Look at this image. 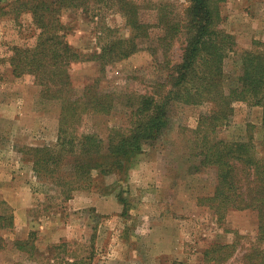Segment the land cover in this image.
<instances>
[{
  "label": "rangeland",
  "instance_id": "rangeland-1",
  "mask_svg": "<svg viewBox=\"0 0 264 264\" xmlns=\"http://www.w3.org/2000/svg\"><path fill=\"white\" fill-rule=\"evenodd\" d=\"M17 1L0 0V214L15 217L13 229H0L6 241L0 264H216L213 257L221 256L223 249L208 257L206 251L221 244L234 246V255L221 264H264V254L255 252L258 213L231 210L222 218L206 201L215 191L216 171L197 168L200 160L192 155V131L211 104L175 107L169 129L156 145L145 147L125 180L106 177L65 201L51 182L36 176L30 149L57 143L60 104L45 101L33 76L14 75L9 62L13 49L33 45L39 34L31 13L18 14ZM153 1H174L180 8L186 4ZM150 7L141 11L142 19L157 23V13ZM221 9L222 27L238 45L225 61V71L237 73L241 54L264 42V0H226ZM61 20L68 42L86 55L101 52L110 39L131 35L126 18L113 9H66ZM162 35L161 27H152L148 38L138 40L137 53L108 68L103 87L153 94L157 83L166 79V61L176 62L182 53L179 41L166 53L159 40ZM100 69L98 61L73 63L70 72L76 88L92 83ZM234 108L220 136L236 139L250 133L264 157L262 107L236 102ZM128 116L119 106L110 115L88 116L83 130L107 140L112 127L128 125ZM33 231L39 260L16 247L17 240L27 239Z\"/></svg>",
  "mask_w": 264,
  "mask_h": 264
},
{
  "label": "trees",
  "instance_id": "trees-1",
  "mask_svg": "<svg viewBox=\"0 0 264 264\" xmlns=\"http://www.w3.org/2000/svg\"><path fill=\"white\" fill-rule=\"evenodd\" d=\"M225 1L186 0L180 8L174 1L18 0V14L31 13L39 34L33 45L13 49L9 62L14 75L33 76L45 101L60 104L57 143L30 149L36 176L51 182L65 201L77 191L94 188L106 177L117 175L125 180L145 147L156 145L169 129L175 107L211 104L192 131V155L200 160L197 168L212 167L216 171L215 191L206 201L222 218L231 210L256 211L259 245L255 252L264 254V157L250 133L236 139L220 136L235 114L236 102L262 107L264 125V42L241 54L237 73L225 71V61L238 46L234 35L222 27L221 6ZM147 7L154 8L157 23L142 19L141 11ZM66 9H113L126 18L131 35L110 39L101 52L86 55L68 42L61 20ZM154 26L163 30L159 40L166 53L175 41L180 42L181 58L166 61V79L157 83L153 94L103 87L108 68L137 53L138 40L148 38ZM80 61H98L101 67L100 76L81 90L76 88L70 72L72 64ZM119 106L127 110L129 123L112 127L107 140L83 130L88 116L110 115ZM14 226L13 214H0V229ZM36 236L33 231L27 239L16 241V247L32 260H39ZM4 242L0 237V251L6 246ZM233 247L214 245L212 251H206V257L223 249L221 256L213 258L216 264L227 262L234 255Z\"/></svg>",
  "mask_w": 264,
  "mask_h": 264
},
{
  "label": "crops",
  "instance_id": "crops-1",
  "mask_svg": "<svg viewBox=\"0 0 264 264\" xmlns=\"http://www.w3.org/2000/svg\"><path fill=\"white\" fill-rule=\"evenodd\" d=\"M103 204V203H102ZM97 208L99 209V211L101 210V208H102V205L101 204H99V205H97ZM158 219H161V217H159ZM146 220L147 221H151V217H146ZM165 222H167L168 221V219L167 218H165V219H163ZM165 227H167V225H165Z\"/></svg>",
  "mask_w": 264,
  "mask_h": 264
}]
</instances>
